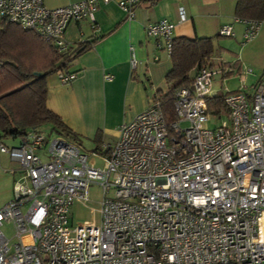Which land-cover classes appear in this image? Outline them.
<instances>
[{"label":"built area","instance_id":"1","mask_svg":"<svg viewBox=\"0 0 264 264\" xmlns=\"http://www.w3.org/2000/svg\"><path fill=\"white\" fill-rule=\"evenodd\" d=\"M109 1L48 7L44 0H0V20L65 52L67 26L93 23L98 3ZM142 1L118 5L131 20ZM179 19H186L183 8ZM234 21L243 24L242 43L260 30V20ZM173 29L160 19L145 32L170 56ZM219 34L233 36L232 25ZM130 53L134 69L132 46ZM251 71L242 67L240 80ZM56 74L61 84L76 77ZM212 76L199 67L192 83L175 91L173 120L153 98L117 127L105 153H87L65 137L48 139L38 127L11 136L16 145L0 141V161L6 155L16 165L7 167L12 197L0 207V264H264V72L252 92L242 84L224 93L227 112L208 110ZM213 118L221 122L211 126ZM91 184L102 193L98 223L70 224L73 204L90 200ZM4 222L12 223L14 242L2 231Z\"/></svg>","mask_w":264,"mask_h":264},{"label":"crops","instance_id":"2","mask_svg":"<svg viewBox=\"0 0 264 264\" xmlns=\"http://www.w3.org/2000/svg\"><path fill=\"white\" fill-rule=\"evenodd\" d=\"M77 1L81 0H44V3L48 7H60ZM119 1L99 2L93 23L83 19L67 26L64 37L70 47L94 39L90 47L71 58L64 70L74 72L75 79L61 84L56 71L45 79L46 106L61 117L77 138L88 142L90 152L97 145L102 152L104 145L114 143L117 127L146 109L156 90L165 85V76L172 68L171 58L158 46L159 39L146 35L148 23L169 20L174 24V38L221 36L220 27L229 24L234 35L228 37L245 44L243 24L234 21L236 0H143L135 7L131 20L119 7ZM180 8L186 16L184 21L179 19ZM253 40V52L262 55L264 20ZM131 46L137 59L134 69L130 66ZM238 57H244V48ZM238 57L235 60L239 61L240 71L243 65ZM106 75L111 78L107 79Z\"/></svg>","mask_w":264,"mask_h":264},{"label":"trees","instance_id":"3","mask_svg":"<svg viewBox=\"0 0 264 264\" xmlns=\"http://www.w3.org/2000/svg\"><path fill=\"white\" fill-rule=\"evenodd\" d=\"M234 14L238 18L262 21L264 0H236ZM93 41H83L75 48L60 52L52 42L35 32L23 29L17 23L0 20V136L13 137L31 127L49 125L68 138H77L61 117L46 106L45 79L58 69L65 70L71 58L90 47ZM213 51L212 36L174 38L170 54L172 68L165 76V85L154 95L168 120L175 117V91L192 83L197 68H212ZM223 95L208 97L210 112H227ZM99 141L96 140L97 144ZM98 149L99 145L94 150ZM102 152L106 150L102 149Z\"/></svg>","mask_w":264,"mask_h":264},{"label":"rangeland","instance_id":"4","mask_svg":"<svg viewBox=\"0 0 264 264\" xmlns=\"http://www.w3.org/2000/svg\"><path fill=\"white\" fill-rule=\"evenodd\" d=\"M239 32V26H236ZM232 41L237 43L234 44ZM254 40L247 42L245 44H240L234 38L228 36H214L213 45L214 51L212 55V68H210L213 73L211 81V94H224L227 91L236 90L240 85L245 84L249 92L254 90V86L257 81L261 78L264 72V53L262 55H256L253 51L255 47L252 46ZM244 48V57L239 58V52H242ZM242 49V50H241ZM239 58L242 67H249L252 69L250 73L245 76V81L240 80V71L238 70L239 61H236V58ZM235 70L228 74H224L227 70ZM226 70V71H225ZM221 122L220 119L213 118L211 126L217 125ZM185 125V124H184ZM43 134L51 139L53 137H65L63 133L56 131L51 128L49 125L41 126ZM76 140V141H75ZM0 141L5 143L8 146L16 145L18 143L17 138H12L11 136H0ZM77 146H79L83 151L89 153L88 142H85L83 139H72ZM82 142V145L80 144ZM113 144V143H112ZM91 150H94L92 148ZM0 207L4 205L12 197V189L14 184V178L7 172V167L16 166L15 163L10 162L6 155L1 156L0 161ZM95 164L97 166L101 165V160L96 159ZM89 196L90 200L83 204L80 202H75L71 208V213L69 215V223L76 225L79 223H88L95 221L98 223L99 214L95 209L99 207L98 202L102 197L101 189L97 184H91L89 187ZM4 234L11 238V242H14V228L12 223L4 222L2 227Z\"/></svg>","mask_w":264,"mask_h":264}]
</instances>
